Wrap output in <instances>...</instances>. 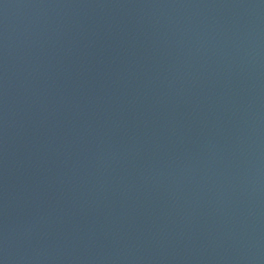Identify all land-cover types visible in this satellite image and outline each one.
I'll use <instances>...</instances> for the list:
<instances>
[{"label":"water","instance_id":"obj_1","mask_svg":"<svg viewBox=\"0 0 264 264\" xmlns=\"http://www.w3.org/2000/svg\"><path fill=\"white\" fill-rule=\"evenodd\" d=\"M0 264H264V0H0Z\"/></svg>","mask_w":264,"mask_h":264}]
</instances>
